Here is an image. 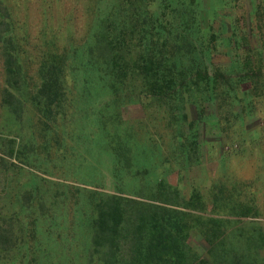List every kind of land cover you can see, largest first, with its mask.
<instances>
[{
	"label": "rangeland",
	"instance_id": "374dc122",
	"mask_svg": "<svg viewBox=\"0 0 264 264\" xmlns=\"http://www.w3.org/2000/svg\"><path fill=\"white\" fill-rule=\"evenodd\" d=\"M116 1L0 0L29 86L45 55H65L68 62L67 120L54 155L43 149L45 134L28 136L0 105V216L11 217L12 232L20 236L10 255H0V264H94L95 247L85 230L92 190L163 207L168 214H190L188 222L195 216L197 222L223 219L230 234L264 237V0H120L115 7ZM120 10L139 13L138 25L148 10L144 25L151 28L158 13L163 21L166 16L165 25L182 22L190 42L183 63L198 71L183 115L168 122L157 105L119 107L93 73L80 68L97 22L113 20ZM2 79L0 57V87ZM112 112L122 126L130 125L134 166L145 171L141 180L122 175L119 190L98 123ZM137 185L142 195L132 193ZM29 188L32 199L25 193ZM196 230H188V246L202 250L207 245Z\"/></svg>",
	"mask_w": 264,
	"mask_h": 264
},
{
	"label": "trees",
	"instance_id": "16d2710c",
	"mask_svg": "<svg viewBox=\"0 0 264 264\" xmlns=\"http://www.w3.org/2000/svg\"><path fill=\"white\" fill-rule=\"evenodd\" d=\"M119 4L117 0L115 7ZM190 12L189 20L193 22L194 15ZM138 14L135 10H120L113 20L101 18L79 65L91 76L93 73V79L112 94L119 107L139 104L145 110L157 105L169 122L174 116L183 115L186 91L196 85L195 78L190 79L198 71L194 67L191 72L183 63L190 42L184 36L182 22L174 27L165 25L166 16L163 21V13H158L157 26L151 28L144 25L150 18L148 10L142 11L139 25L135 20ZM0 17L3 72L0 105L14 121L22 124L28 136L33 132L45 134L43 149L47 156L54 155L52 151L59 147V130L67 120L64 109L67 57L56 53L45 55L37 67L36 83L29 86L14 39L8 34L9 14L1 2ZM171 27L175 32L170 38ZM155 30L159 31L157 36L152 34ZM161 33L163 36L159 37ZM143 34H148V39L134 40V35ZM32 108L35 109L33 117ZM118 118L112 112L100 116L98 122L105 131L101 147L112 155L111 169L118 181L114 183L117 190L121 188L122 175L141 180L145 174L143 169L134 166L130 125L122 126ZM181 124L176 127L178 136L183 133ZM137 187L135 191L132 188V193L142 195V187ZM25 193L29 199L34 197L32 188ZM88 199L91 217L87 218L85 230L95 247L91 251L94 264H264V237L230 234L231 231H224L223 219L202 217L197 222L199 216H195L196 221L191 220L195 223L188 222L190 214H168L163 207L132 198H122V202L117 194L94 190L89 191ZM45 202L50 206L49 196ZM11 221V217L0 216V255L3 256L12 253L20 237L12 232ZM196 226L200 229L196 230L198 237L207 245L202 250L188 246V230ZM34 259L31 255L29 260Z\"/></svg>",
	"mask_w": 264,
	"mask_h": 264
}]
</instances>
